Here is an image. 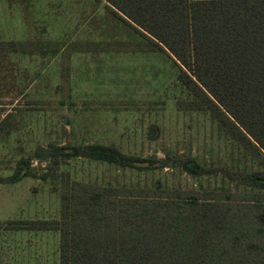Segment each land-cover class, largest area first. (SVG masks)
Here are the masks:
<instances>
[{
    "label": "rangeland",
    "instance_id": "rangeland-1",
    "mask_svg": "<svg viewBox=\"0 0 264 264\" xmlns=\"http://www.w3.org/2000/svg\"><path fill=\"white\" fill-rule=\"evenodd\" d=\"M174 61L104 0H0V176L40 147L88 143L140 157L191 155L213 169L251 168L208 112L190 108ZM54 174L112 181L129 194L151 181L203 195L201 185L206 197L222 188L243 192L228 183L217 189L219 176L121 170L83 158L63 161ZM61 187L48 177L0 184V264H59L58 233L4 227L57 219Z\"/></svg>",
    "mask_w": 264,
    "mask_h": 264
},
{
    "label": "trees",
    "instance_id": "trees-1",
    "mask_svg": "<svg viewBox=\"0 0 264 264\" xmlns=\"http://www.w3.org/2000/svg\"><path fill=\"white\" fill-rule=\"evenodd\" d=\"M127 25L168 51L192 110L210 114L251 168L213 169L191 155H128L112 145H49L0 184L58 178L59 217L10 220L7 230L53 231L59 264H264V0H104ZM89 159L155 172L168 168L241 187L219 197L169 183L126 186L58 176L59 164ZM38 170L40 173H38ZM122 189L124 191H122Z\"/></svg>",
    "mask_w": 264,
    "mask_h": 264
}]
</instances>
